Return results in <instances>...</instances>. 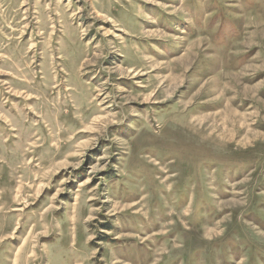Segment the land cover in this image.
<instances>
[{"label":"rangeland","instance_id":"374dc122","mask_svg":"<svg viewBox=\"0 0 264 264\" xmlns=\"http://www.w3.org/2000/svg\"><path fill=\"white\" fill-rule=\"evenodd\" d=\"M0 264H264V0H0Z\"/></svg>","mask_w":264,"mask_h":264}]
</instances>
